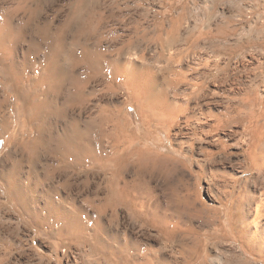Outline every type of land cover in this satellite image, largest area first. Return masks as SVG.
I'll return each instance as SVG.
<instances>
[{"label":"bare ground","instance_id":"6f19581e","mask_svg":"<svg viewBox=\"0 0 264 264\" xmlns=\"http://www.w3.org/2000/svg\"><path fill=\"white\" fill-rule=\"evenodd\" d=\"M47 1L0 0V77L19 120H1L0 138L20 123L19 156L0 162L9 197L26 207L29 186L46 182L50 209L52 193L84 186L88 224L60 212L73 237L94 226L111 264H264V14L239 22L182 0H57L61 18L43 20ZM200 178L216 207L200 202ZM217 241L233 258H211Z\"/></svg>","mask_w":264,"mask_h":264},{"label":"rangeland","instance_id":"374dc122","mask_svg":"<svg viewBox=\"0 0 264 264\" xmlns=\"http://www.w3.org/2000/svg\"><path fill=\"white\" fill-rule=\"evenodd\" d=\"M182 1L189 2L198 7L200 5H208L209 7H213L211 12L215 17L233 18L239 22L251 20L255 13L264 14V0ZM44 8L43 20H45V18L47 19V16L48 19L51 18L50 20L61 18L62 11L60 9V3L57 2V0H48ZM154 9L157 8L155 7ZM153 11L155 12L156 10ZM1 80L0 77V125L1 120L5 117L8 119L14 117L15 120L19 121L17 119L18 106L14 102L13 95L2 85ZM133 113V108L130 107L129 114L131 117H133ZM19 130L20 123H16L15 127H12L9 132L3 135V138H0V162L9 151H14L15 157L19 156V145L17 146V144L14 143V139L19 136ZM168 147L171 150L178 149L174 142H170ZM179 151L180 152L176 154V157L180 160L177 165L178 173L176 178L182 180V150ZM12 164L11 158L6 160L7 167H10ZM199 170L200 168L197 164L192 165L193 172ZM187 172L188 171L185 172V180H189L191 184H194L196 182L194 177H192L190 172ZM6 175V172H0V264H111V262L115 261V257L109 253H104L93 240L94 237L92 232L94 226L84 231V234L80 238H76L68 233V229L64 223L65 219L62 217L61 210H66L71 215H78L84 226L88 224L90 219L88 211L90 210L87 206H83V203L80 201L83 197L88 195L89 190H87V188L84 189L85 187L81 185L82 190H79L74 186V190L67 192L68 194L71 193L72 197L77 198L78 203H74L70 200L66 192L52 193L55 198L48 197L52 199L55 208L46 209L44 206L48 201L47 199L45 200L44 197L42 198L41 194L47 193L44 186H48V184L46 182H41L35 189L31 185L29 188L24 185L23 188L29 189V191L28 189L26 191L28 194L26 195L28 205L24 207L23 204H18L16 200L11 199L7 194L5 189L7 182L4 180ZM251 176V174L245 175L242 181ZM242 181H240L239 184L242 183ZM179 184L180 183H178V185ZM92 185L95 187V184ZM198 185L200 189V202L205 203L210 208L216 207L217 204L213 203L207 194V183L205 179L200 178L198 180ZM180 189H182V185ZM90 213L93 214L91 211ZM122 225L123 224L115 223L112 226V230L121 233L124 229V225ZM196 225V229L201 235L212 232V227L208 224L197 222ZM102 238L103 241H105V238ZM107 241L112 249L118 250L120 248L119 246H121L118 245L120 240L118 242L117 240L116 242H112V240L106 239V243ZM186 243L191 244V240H187ZM175 248L179 247L175 246ZM169 253L172 255V251ZM209 253L212 259L218 258V256H220L219 253L233 258L228 254L229 252L226 250L225 244L219 241L213 243V245L209 247ZM133 256L135 255L132 254L131 258H135ZM183 260L184 258H182V261Z\"/></svg>","mask_w":264,"mask_h":264}]
</instances>
